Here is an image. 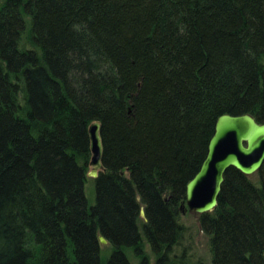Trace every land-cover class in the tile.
<instances>
[{"label":"trees","instance_id":"1","mask_svg":"<svg viewBox=\"0 0 264 264\" xmlns=\"http://www.w3.org/2000/svg\"><path fill=\"white\" fill-rule=\"evenodd\" d=\"M225 114L264 124V0H3L0 264H104L100 237L106 264H191L180 207ZM200 219L213 264H264V164Z\"/></svg>","mask_w":264,"mask_h":264},{"label":"water","instance_id":"2","mask_svg":"<svg viewBox=\"0 0 264 264\" xmlns=\"http://www.w3.org/2000/svg\"><path fill=\"white\" fill-rule=\"evenodd\" d=\"M89 134L94 154L92 165L95 167L89 176L96 178L98 170H104L101 165L103 143L100 123L92 124ZM232 137L233 141L229 139ZM263 164L264 126L258 125L248 115L221 117L202 169L188 185L186 199L189 212L204 215L215 211L229 169L234 168L243 175L252 177L260 171ZM100 242L103 246L108 245V241L103 237H100Z\"/></svg>","mask_w":264,"mask_h":264},{"label":"rangeland","instance_id":"3","mask_svg":"<svg viewBox=\"0 0 264 264\" xmlns=\"http://www.w3.org/2000/svg\"><path fill=\"white\" fill-rule=\"evenodd\" d=\"M3 0H0L2 2ZM27 27L21 39V47L23 49L31 48V35ZM86 188V196L90 206L95 204V186L93 180L89 178ZM201 215L192 214L189 210L185 213H181L178 217V220L183 227V236L181 237V241L178 245L175 246L172 256L176 258V260H180L182 257L184 261L197 264L199 262L205 264H213L212 255H211V239L210 236L203 232L201 228ZM146 248L148 250V254L151 255V251L149 247ZM113 248L110 245H106L102 251V260L103 263L106 264L109 259ZM134 263H137L135 259H133Z\"/></svg>","mask_w":264,"mask_h":264},{"label":"bare ground","instance_id":"4","mask_svg":"<svg viewBox=\"0 0 264 264\" xmlns=\"http://www.w3.org/2000/svg\"><path fill=\"white\" fill-rule=\"evenodd\" d=\"M24 18H25V21H26V29H27V27L29 26L28 30H29V32L31 33V32H32V18L29 17V16H27V15H26ZM18 101H19V102H18ZM17 103H20L21 105L24 104V100H23V91H21V92L18 94V97H17ZM225 115H229V114H225ZM225 115L220 116V117L218 118V120H217V123H218L219 119H220L221 117L225 116ZM246 115H248V116H250L251 118H253V119L255 120V122H256L258 125H260V126L263 125V126H264V124H260V123H258V121L255 119V117L252 116L251 114H244V115H241V117H242V116H246ZM230 116H232V115H230ZM233 117H240V116H233ZM217 123H216V126H215V133H214L213 137H214L215 134H216ZM213 137H212V138H213ZM229 139H231L232 141L234 140L233 137H232V138H229ZM101 140H102V136H101ZM211 140H212V139H211ZM210 142H211V141H210ZM209 146H210V144H209ZM103 151H104V149H103ZM91 153H92V150H91ZM208 153H209V148H208ZM103 154H104V152H103ZM207 156H208V155H207ZM93 158H94V154L91 155V158H90V160H89V162H88L87 183H88L89 178L92 179V180H93V183H94V186H95V188H96L95 181L99 178L100 173H105V172H106V169H105L104 164H103V156H102V159H101V165H102V167L104 168V170H103V171L98 170V173H97V177H96V178L90 177L89 175H91V174L93 173L94 169H95V167L92 165ZM204 162H205V161H204ZM203 164H204V163H203ZM203 164H202V166H203ZM202 166H201L200 170L198 171V173L201 171ZM262 167H263V166H262ZM198 173L193 177V179L198 175ZM193 179H192V180H193ZM192 180H191L190 182H192ZM190 182L187 184V187H186V198H187V188H188V185L190 184ZM87 183L84 185V191H85V194H86V188H87L86 185H87ZM217 207H218V206H217ZM142 210H144V211L142 212ZM188 210H189V206H188V201H187V199H186V200L181 204L180 212L183 214V213L187 212ZM139 212H140V213H139V214H140V215H139V225H140V227H142V225L145 224V223H147L148 220H147V218H146V211H145V208H144V207H142V208L140 209ZM203 232H204V231H203ZM182 236H183V234H182ZM180 241H181V240H180ZM172 253H173V251H172ZM211 255H212V250H211ZM174 257H175V256H174ZM175 259H176V258H175ZM181 259H183V257H182ZM212 262H213V255H212ZM199 263H201V262H199ZM204 264H205V263H204Z\"/></svg>","mask_w":264,"mask_h":264}]
</instances>
